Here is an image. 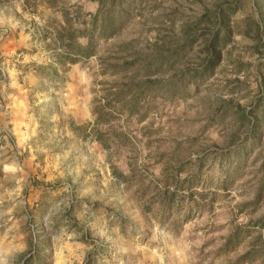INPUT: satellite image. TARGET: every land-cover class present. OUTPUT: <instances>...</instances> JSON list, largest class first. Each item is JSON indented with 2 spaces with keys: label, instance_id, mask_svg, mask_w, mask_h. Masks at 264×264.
Instances as JSON below:
<instances>
[{
  "label": "rangeland",
  "instance_id": "rangeland-1",
  "mask_svg": "<svg viewBox=\"0 0 264 264\" xmlns=\"http://www.w3.org/2000/svg\"><path fill=\"white\" fill-rule=\"evenodd\" d=\"M234 1L211 76L187 83L200 42L153 60ZM124 2L71 63L63 15L80 29L97 1L0 0V264H264V46L242 32L254 1Z\"/></svg>",
  "mask_w": 264,
  "mask_h": 264
},
{
  "label": "trees",
  "instance_id": "trees-1",
  "mask_svg": "<svg viewBox=\"0 0 264 264\" xmlns=\"http://www.w3.org/2000/svg\"><path fill=\"white\" fill-rule=\"evenodd\" d=\"M98 2V9L95 12H88L87 18L82 20L85 24L84 27L80 29H72L71 21L68 17L63 15V29L64 32L67 33L68 43H62L64 48L65 58L69 60L71 63L78 61L80 58H87L94 55V41L95 37H105V34L108 30V26L115 23V20L120 19L122 13L124 12V0H94ZM254 6V16L250 18H245L243 22L245 23V27L243 28V33L250 34L253 32V38L256 40L257 45H254L257 49V52L261 51L259 47L264 46V0H253ZM239 7L238 3L234 1L230 4H220L217 5L208 16V19H200L198 23L208 22V27L210 29H206L205 32L201 33V31L195 26L190 27L189 30H183V35L181 37L182 43L180 46L171 50L169 53L162 55L161 52L152 53L153 60L157 62L159 65L162 64L163 61H171L176 64L187 56V54L191 53L196 42H200V57L199 63L194 70L190 72V77L187 83H191L195 86L199 84V82L204 81L207 77L211 76L214 72L215 68L219 65L222 60V50L223 48L231 41L232 36L234 34V30L230 25V17ZM78 13V11H76ZM75 18V17H73ZM203 18V17H202ZM199 26V25H198ZM127 43H131L130 41ZM154 50L157 51L155 48ZM69 54L71 57H69ZM149 55V57H151ZM148 57V58H149ZM122 63H125L126 57H119L118 59L122 60ZM122 63H113V68L119 67ZM135 61H127V65H134ZM173 64V65H174ZM129 68V67H128ZM138 72L141 66L135 67ZM146 68V67H145ZM178 72L182 73L184 70L177 67ZM115 71V70H114ZM147 72V68L146 71ZM148 75V74H147ZM146 81H141L138 89H143L146 86ZM139 92H134V97L138 96ZM94 112H96L94 110ZM243 120H246V115H241ZM264 117V114H263ZM259 126V125H255ZM244 149V148H243ZM242 149V150H243ZM166 189V187H165ZM166 193V192H165ZM173 196L172 194L170 195ZM257 225L261 228H264V213L257 219ZM261 237V236H260ZM249 253L244 254L241 259L248 257ZM240 259V260H241Z\"/></svg>",
  "mask_w": 264,
  "mask_h": 264
}]
</instances>
